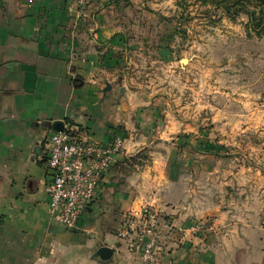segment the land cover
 <instances>
[{
  "label": "crops",
  "instance_id": "0c3cea01",
  "mask_svg": "<svg viewBox=\"0 0 264 264\" xmlns=\"http://www.w3.org/2000/svg\"><path fill=\"white\" fill-rule=\"evenodd\" d=\"M69 1L0 0V264H136L126 232L146 210L204 225L185 242L163 235L157 264H264V167L198 148L241 140L246 94L237 111L205 101L195 62L185 71L157 35L158 11L129 8L146 0H88L84 19ZM56 121L105 145L122 135L114 163L153 151L122 182L112 166L75 229L49 212Z\"/></svg>",
  "mask_w": 264,
  "mask_h": 264
},
{
  "label": "rangeland",
  "instance_id": "374dc122",
  "mask_svg": "<svg viewBox=\"0 0 264 264\" xmlns=\"http://www.w3.org/2000/svg\"><path fill=\"white\" fill-rule=\"evenodd\" d=\"M146 1V6L130 5L129 1H122V4L130 5V9L148 8L158 11L159 22L157 19L152 21L153 25L157 23L161 26V31L157 32V35L163 42L168 43L174 61H180L182 64V58H188L189 61L182 64L185 71L191 69V63L195 62L198 67L195 66L197 68L195 70L201 75L196 87L204 90H201L203 92L201 97L204 95L205 101L208 100L207 96H210V100L216 102L218 107L227 104L230 107L229 112L237 111L238 99L242 98L239 93L246 94L247 119L253 121V126L242 132L241 140L238 138L234 144L205 142L198 145L199 151L230 152L231 155L223 156L224 160H221V163L231 162L232 165L235 164L232 161L233 156L246 155L254 167H264V36L248 32V18L245 15L235 20L220 16L209 12V8L197 0H187V7L181 0ZM152 30V34L156 36L157 28L151 27ZM151 43L155 44L158 41L154 40ZM201 103L205 104L204 101ZM261 117L263 125L256 126V120L253 119ZM221 131L216 129L214 135L222 136ZM236 131L240 132V129L236 128ZM237 135L239 137V134L234 137ZM152 152L150 150L148 154L150 158L144 157L146 164L152 161ZM262 178L264 184V173ZM170 218L175 220L173 217ZM192 224H179L182 227L180 231L185 233L184 237L188 239L204 231L190 229ZM172 231L164 229L161 225L159 238L161 239L163 235L176 234L182 237L179 230ZM185 241L187 240L183 242Z\"/></svg>",
  "mask_w": 264,
  "mask_h": 264
},
{
  "label": "built area",
  "instance_id": "2783aa9c",
  "mask_svg": "<svg viewBox=\"0 0 264 264\" xmlns=\"http://www.w3.org/2000/svg\"><path fill=\"white\" fill-rule=\"evenodd\" d=\"M88 0H70L69 9L79 19L87 17ZM125 139L117 135L105 145L84 136L79 128L66 126L63 131L52 130L45 138L47 164L53 179L48 186L49 212L53 220L69 229L79 227V221L104 175L115 162V156L124 150ZM129 236L130 248L136 264H157L161 258L159 230L161 225L168 231L182 230L172 218L160 219L156 211H144L138 220H132ZM179 225V226H178ZM190 229L201 231L204 225L194 223ZM173 232V231H172ZM181 232V231H180ZM181 239L184 240L185 233Z\"/></svg>",
  "mask_w": 264,
  "mask_h": 264
},
{
  "label": "trees",
  "instance_id": "16d2710c",
  "mask_svg": "<svg viewBox=\"0 0 264 264\" xmlns=\"http://www.w3.org/2000/svg\"><path fill=\"white\" fill-rule=\"evenodd\" d=\"M185 7L187 0H181ZM203 6L209 8V12L237 19L241 15L248 18V32H254L258 36H264V0H197ZM211 17V16H210ZM149 149H143L126 158L123 162H116L112 166L118 172V180L122 182L127 175L146 164L144 157L149 156ZM150 158V156H149Z\"/></svg>",
  "mask_w": 264,
  "mask_h": 264
},
{
  "label": "water",
  "instance_id": "95a60500",
  "mask_svg": "<svg viewBox=\"0 0 264 264\" xmlns=\"http://www.w3.org/2000/svg\"><path fill=\"white\" fill-rule=\"evenodd\" d=\"M183 63H187L189 60L188 58H182L181 60ZM182 63V64H183ZM53 130L55 131H63L65 128V124L63 121H56L52 125ZM109 252V249L107 247H102L100 251V255L106 256V254Z\"/></svg>",
  "mask_w": 264,
  "mask_h": 264
}]
</instances>
